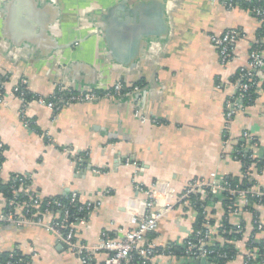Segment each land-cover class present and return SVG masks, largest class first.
Masks as SVG:
<instances>
[{"label":"crops","instance_id":"0c3cea01","mask_svg":"<svg viewBox=\"0 0 264 264\" xmlns=\"http://www.w3.org/2000/svg\"><path fill=\"white\" fill-rule=\"evenodd\" d=\"M224 2L0 0V78H8L1 93L6 103L0 106V182L29 180L42 202L77 193L81 201L99 204L76 227L77 240L87 245H97L103 233L122 240L135 230L147 212L144 191L156 184L173 192L166 197L171 201L197 178L240 179L242 164L232 151L245 131L259 143L262 164L256 162L251 173L256 188L264 189V88L235 117L230 146L223 144L226 103L236 93V75L261 24L250 11L228 9ZM232 29L241 34L237 58L223 67L211 37ZM22 80L44 98L59 89L103 92L119 83L139 90L56 113L37 101L23 108L14 93ZM224 200L217 195L207 205L214 228L225 222ZM9 201L0 194V212ZM255 210L263 225L256 240L264 242V207ZM197 221V212L178 206L148 238L160 246L182 244ZM228 222L243 224L245 234L232 241L237 254L227 264H245L255 215L230 216ZM16 252L31 264H81L43 227L0 225V260ZM106 258L98 253L95 264ZM155 264L183 261L157 258Z\"/></svg>","mask_w":264,"mask_h":264},{"label":"built area","instance_id":"2783aa9c","mask_svg":"<svg viewBox=\"0 0 264 264\" xmlns=\"http://www.w3.org/2000/svg\"><path fill=\"white\" fill-rule=\"evenodd\" d=\"M251 1L242 0V2L248 3ZM224 6L232 9L237 6L239 7V2L238 0H225ZM251 12L259 23L264 25V6H253ZM240 38L241 34L234 29L228 30L222 35L211 37V41L218 51L219 60L223 67L230 65L236 60L235 44ZM235 84L236 93L226 103V125L223 130V144L227 148L231 144V127L235 117L244 112L250 103H253L254 99L252 95H257L261 88H264V55L261 49L254 48L251 50L247 63L239 69V75ZM21 85L25 86L26 89L20 88L18 85L14 88V93H17L16 95L20 99L23 108H25L31 103L26 99L28 93L27 81L22 80ZM138 90V87L127 88L121 83L103 92L80 91L73 93L69 90L59 89L55 96L50 98L37 96L36 101L41 105L48 106L57 113L64 106L131 96ZM1 93L0 106L6 103L3 97H1ZM24 113L25 111L22 109V115ZM136 116L139 115L136 113ZM26 122L29 125V122ZM46 137L48 142L52 141L47 135ZM241 140L246 142V144L233 148L232 156L242 164L243 169L245 164L240 159L241 151L244 154H248V158L253 162L258 158L259 143L249 131L243 132ZM62 151L70 155L72 154L69 148H64ZM3 153L4 147L0 144V158L3 157ZM94 172L96 174L103 173L100 170H95ZM250 177L251 173H249L248 168V170L243 171L242 178L249 179ZM17 180L19 186L18 188L14 187L15 196L21 194V196L25 197V201L20 202L16 198L11 199L8 202V209L0 212V225L43 227L52 232L59 242L63 243L71 253L77 256L81 264H95V257L101 252L107 255L106 260L102 264H155L157 258H171L183 262L191 259H206L214 263L215 260L219 259L229 262L228 254L221 250V246L224 247V245L229 243L225 237L228 232L225 224L220 225L218 228L212 226L208 217V204L206 200L211 196L216 197L217 195H222L225 198L233 200V203L225 204L227 214L225 220H229L230 216H243L249 212L253 213L251 208L264 207V205H261L264 192L257 189L256 186L241 188V184L233 185L229 182L228 178H214L212 180L194 179L187 185L178 198L171 201L166 197L172 198L173 192L168 191L162 184H156L152 191H144L143 188L137 186V190L144 191L147 196L145 200L147 212L138 227L128 232L122 240L114 239L110 234L103 233L101 241L97 245H87L77 240L76 227L79 223L85 221L86 216L97 209L99 204L83 202L77 193L71 195L68 203L57 199L42 202L32 191L29 180L27 182L23 178ZM161 194L165 195V199L160 197ZM251 198L255 201H251ZM178 206H186L199 214L201 213L203 217L201 224L191 232L182 244L170 243L167 246H160L154 240L149 239L148 235L156 232L160 221L165 215ZM71 207L77 208V213L72 214L70 212ZM19 210L22 211L21 214H18ZM56 214L58 217L53 220L49 219V217ZM254 224L255 228L251 236L247 256L245 257V264H250L259 253L257 247H252L254 240L263 230V225L257 213ZM234 228L237 233L245 234V226L243 224ZM178 248L181 250L177 252ZM10 258L13 259L14 255L11 254ZM23 262L25 261L20 260L16 264ZM7 264L14 263L9 261ZM25 264H31V261L27 260Z\"/></svg>","mask_w":264,"mask_h":264},{"label":"trees","instance_id":"16d2710c","mask_svg":"<svg viewBox=\"0 0 264 264\" xmlns=\"http://www.w3.org/2000/svg\"><path fill=\"white\" fill-rule=\"evenodd\" d=\"M238 2H239V7L240 8H243V9H246V10H248V11H250L251 12V8L253 7V6H264V0H252L250 3H248V2H242V0H238ZM238 7V6H237ZM252 13V12H251ZM253 14V13H252ZM263 33H264V25H261V27H260V29H259V31H258V34H257V40H256V42L254 43V45H253V48L252 49H254V48H259V49H261L262 50V52H263V48H264V42H263V40H262V36H263ZM238 75H239V71H238V73H237V75H236V80H237V78H238ZM8 81V78H5V77H1L0 78V88H1V91L0 92H3L4 91V84L6 83ZM235 83H236V81H235ZM19 85V87L20 88H23V89H26V87L25 86H23V85H21V82L18 84ZM18 85H16V87L18 86ZM27 96H26V99H27V101H29V102H34V101H36L37 100V96L38 95H35V94H33L32 92H30V90L28 89L27 90ZM17 93H15V95H16ZM57 94V93H56ZM17 96V95H16ZM255 96L256 95H252V97H253V99L255 98ZM252 103H250V105H251ZM249 105V106H250ZM249 106H247V107H249ZM255 140H256V138H255ZM257 141V140H256ZM246 144V142H244V141H242V140H240V143H239V145L238 146H240V145H245ZM237 146V147H238ZM237 147H235V148H237ZM5 150V149H4ZM259 150H260V147H259ZM241 156H240V159L244 162V164H245V167L242 169V171H246V170H248V168H249V173H251V167H253L252 165H254L256 162H258L257 160H255V161H251L249 158H248V154H244L243 153V151H241V154H240ZM244 155V156H243ZM246 155V156H245ZM3 162H4V154H3V157L2 158H0V167H1V165L3 164ZM262 164V161L261 160H259V162H258V166H260ZM243 173V172H242ZM17 179H20V178H16V177H14V180H12L11 182H9L8 184H2L1 182H0V194L2 195V196H4L5 198H7V199H17V201H20V202H23V201H25V197H23V196H21V194H18L17 196H15L16 194H15V190H14V187L16 186V188H18V186H19V183H18V180ZM228 180H229V182L231 183V184H233V185H236V184H241V188H251L252 186H255L254 185V181H253V179H252V173H251V177L249 178V179H243L242 177L240 178V179H236V178H234V177H229L228 178ZM1 181V180H0ZM26 182L28 181V180H25ZM262 192H264V189H260ZM72 195V194H71ZM71 195L70 196H68V197H66V198H63V199H57V200H60V201H62V202H64V203H68V200H69V198H71ZM216 197L215 196H211L210 198H208L206 201V203L207 204H209V202L212 200V199H215ZM49 200H54V199H49ZM251 201H255L253 198H251ZM224 203L225 204H231V203H233V200L232 199H229V198H225V200H224ZM261 205H264V198H263V200H262V202H261ZM252 209V211H253V213L256 215V210L254 209V208H251ZM70 212L72 213V214H75V213H77V208H75V207H71L70 208ZM202 219H203V217H202V215H201V213L199 214L198 213V221H197V226L196 227H198L200 224H201V222H202ZM224 224H225V227H226V230H227V234L225 235V237H226V239H228V241H229V243H227L226 245H224V247H222L221 246V250L223 251V252H226L227 254H228V256H229V261L230 260H232V258H234L235 256H236V254H237V250L235 249V247H234V245H232L231 243H232V241H235V240H238V239H242L243 238V236H244V234H242V233H237V231H236V229L233 227V226H231L230 225V223L228 222V220H225V222H224ZM150 235V234H149ZM251 236H252V234H251ZM251 236H250V238H249V242L247 243V247L249 248L250 247V243H251ZM252 247H257L258 248V254H257V256H256V258L255 259H253L251 262H250V264H263L264 263V242L263 241H258V240H254V243L252 244ZM181 249L180 248H178L177 249V252L178 251H180ZM11 254H13L14 255V258L13 259H11L10 258V256H11ZM20 260H24L25 262L27 261V260H30L29 258H28V256H25V255H22L21 253H19V252H16V253H6V254H4L3 255V257L1 258V260H0V264H7L9 261H11L12 263H14V264H16L18 261H20ZM25 262H23V263H20V264H25ZM215 263H217V264H226V263H228V262H224V261H222V260H219V259H217V260H215ZM183 264H189V263H187L186 261H184L183 262Z\"/></svg>","mask_w":264,"mask_h":264},{"label":"water","instance_id":"95a60500","mask_svg":"<svg viewBox=\"0 0 264 264\" xmlns=\"http://www.w3.org/2000/svg\"><path fill=\"white\" fill-rule=\"evenodd\" d=\"M64 245V244H63ZM65 246V245H64ZM66 248V247H65ZM187 263L189 264H216L214 262H210L206 259H199V260H194V259H191V260H187L186 261Z\"/></svg>","mask_w":264,"mask_h":264}]
</instances>
